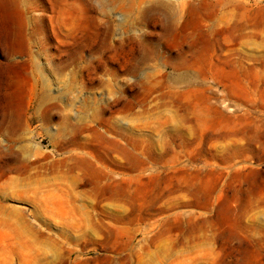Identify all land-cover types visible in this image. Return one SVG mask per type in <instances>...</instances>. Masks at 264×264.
Wrapping results in <instances>:
<instances>
[{
	"label": "rangeland",
	"instance_id": "rangeland-1",
	"mask_svg": "<svg viewBox=\"0 0 264 264\" xmlns=\"http://www.w3.org/2000/svg\"><path fill=\"white\" fill-rule=\"evenodd\" d=\"M0 264H264V0H0Z\"/></svg>",
	"mask_w": 264,
	"mask_h": 264
}]
</instances>
